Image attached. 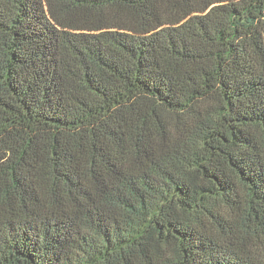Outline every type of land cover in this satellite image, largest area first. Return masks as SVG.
I'll list each match as a JSON object with an SVG mask.
<instances>
[{"label":"trees","instance_id":"obj_1","mask_svg":"<svg viewBox=\"0 0 264 264\" xmlns=\"http://www.w3.org/2000/svg\"><path fill=\"white\" fill-rule=\"evenodd\" d=\"M0 264H264V0H0Z\"/></svg>","mask_w":264,"mask_h":264}]
</instances>
